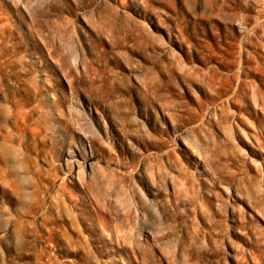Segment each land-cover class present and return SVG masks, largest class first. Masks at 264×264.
<instances>
[{"label":"rangeland","instance_id":"374dc122","mask_svg":"<svg viewBox=\"0 0 264 264\" xmlns=\"http://www.w3.org/2000/svg\"><path fill=\"white\" fill-rule=\"evenodd\" d=\"M0 264H264V0H0Z\"/></svg>","mask_w":264,"mask_h":264},{"label":"bare ground","instance_id":"6f19581e","mask_svg":"<svg viewBox=\"0 0 264 264\" xmlns=\"http://www.w3.org/2000/svg\"><path fill=\"white\" fill-rule=\"evenodd\" d=\"M241 24H242V27H246L245 25V22L244 21H242L241 22ZM204 78L205 79H207L205 76H204ZM209 79V78H208ZM205 83V82H204ZM244 89V83H241L240 85H239V87H238V89H237V91H236V93H235V96L233 97V99L232 100H236V97H238L241 93H242V90ZM257 95H255V97H256ZM230 104L232 105V107H238V106H236L235 105V103H233L232 101H230ZM241 108V107H240ZM18 118L16 117L15 118V121H16V123L18 124ZM15 133H18L19 134V132H12L11 134H10V136H11V139L13 138V134H15ZM14 146V145H13ZM32 199V198H31ZM32 204L33 205H35V206H38V205H40L41 204V201L40 200H38L37 198H33L32 199ZM99 200L97 201V204H99Z\"/></svg>","mask_w":264,"mask_h":264}]
</instances>
